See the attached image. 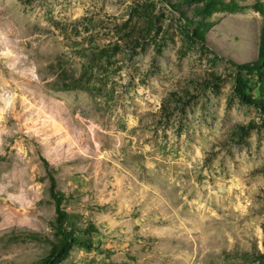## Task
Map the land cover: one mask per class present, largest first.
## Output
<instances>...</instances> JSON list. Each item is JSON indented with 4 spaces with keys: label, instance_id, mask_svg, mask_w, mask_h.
Wrapping results in <instances>:
<instances>
[{
    "label": "rangeland",
    "instance_id": "1",
    "mask_svg": "<svg viewBox=\"0 0 264 264\" xmlns=\"http://www.w3.org/2000/svg\"><path fill=\"white\" fill-rule=\"evenodd\" d=\"M263 23L264 0H0V264L49 260L52 182L96 227L52 264H264V67L240 68Z\"/></svg>",
    "mask_w": 264,
    "mask_h": 264
},
{
    "label": "trees",
    "instance_id": "2",
    "mask_svg": "<svg viewBox=\"0 0 264 264\" xmlns=\"http://www.w3.org/2000/svg\"><path fill=\"white\" fill-rule=\"evenodd\" d=\"M264 67V23L262 30V37L259 47V57L255 64L241 65L240 68L245 69L248 72H254ZM242 96V91L237 89ZM50 195L54 200L55 217L51 223L54 229V235L56 241L51 242V255L49 260L45 264H52L51 258L59 257L68 246L78 245L83 249L93 248L90 234L96 231L94 225L88 223L86 225H79V215L75 213H68L62 209L61 204L63 202V194L55 190L54 183L52 182L49 188ZM32 239H38L37 235H33Z\"/></svg>",
    "mask_w": 264,
    "mask_h": 264
}]
</instances>
